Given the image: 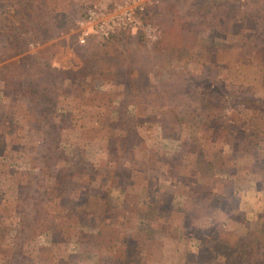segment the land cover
I'll return each mask as SVG.
<instances>
[{"label":"rangeland","instance_id":"374dc122","mask_svg":"<svg viewBox=\"0 0 264 264\" xmlns=\"http://www.w3.org/2000/svg\"><path fill=\"white\" fill-rule=\"evenodd\" d=\"M107 1L0 0V264H264V0Z\"/></svg>","mask_w":264,"mask_h":264},{"label":"built area","instance_id":"2783aa9c","mask_svg":"<svg viewBox=\"0 0 264 264\" xmlns=\"http://www.w3.org/2000/svg\"><path fill=\"white\" fill-rule=\"evenodd\" d=\"M151 0H108L104 5L86 6L74 23L78 45L89 40H107L120 33L140 31L148 42L156 39L155 27L145 18Z\"/></svg>","mask_w":264,"mask_h":264},{"label":"crops","instance_id":"0c3cea01","mask_svg":"<svg viewBox=\"0 0 264 264\" xmlns=\"http://www.w3.org/2000/svg\"><path fill=\"white\" fill-rule=\"evenodd\" d=\"M218 209H219L220 212L223 210V209H221V208H218ZM223 215H224L225 217H228V218H230V216H231V215L228 213V211H226V210L224 211ZM231 218H232V217H231ZM234 221H235L234 219L231 220V222H234Z\"/></svg>","mask_w":264,"mask_h":264}]
</instances>
